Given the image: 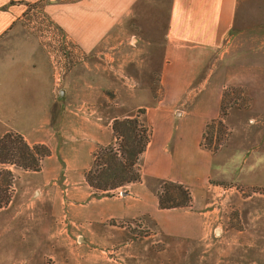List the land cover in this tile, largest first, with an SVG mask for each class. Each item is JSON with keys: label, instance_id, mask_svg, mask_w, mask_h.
<instances>
[{"label": "crops", "instance_id": "0c3cea01", "mask_svg": "<svg viewBox=\"0 0 264 264\" xmlns=\"http://www.w3.org/2000/svg\"><path fill=\"white\" fill-rule=\"evenodd\" d=\"M155 1L0 0V137L14 131L29 145L49 149L36 172L0 164L13 173L15 187L0 207L1 260L10 250L20 254L19 264H38L55 243L68 242L53 237L56 226L67 232L80 226L95 239L115 227L109 220L141 215L167 234L200 238L199 221L189 220L205 215L194 208L211 185L264 189V0H164L157 2L166 5L160 82L171 88L146 110L151 135L141 180L112 196L93 195L84 172L96 147L113 141L111 120L103 123L81 111L93 99L82 88L74 94L61 89L54 97L47 56L22 20L29 4L41 3L45 16L87 54ZM215 59L211 73L198 81ZM65 79L70 83L69 75ZM195 84L200 86L195 98L173 119L162 103L181 104ZM227 87H240L247 102L226 110L227 136L211 151L201 141L206 125L219 119ZM144 176L184 185L190 206L161 209Z\"/></svg>", "mask_w": 264, "mask_h": 264}, {"label": "rangeland", "instance_id": "374dc122", "mask_svg": "<svg viewBox=\"0 0 264 264\" xmlns=\"http://www.w3.org/2000/svg\"><path fill=\"white\" fill-rule=\"evenodd\" d=\"M160 1L164 0H157ZM157 2L141 6L137 18L123 22L97 49L87 54L45 16L41 3L29 4L22 23L35 35L47 56L54 97H59L61 89L74 94L82 88L93 99L84 102L79 107L81 111L92 112L103 123L139 116L149 126L146 110L159 103L165 88L168 91L171 88L160 82L166 5ZM217 61L213 60L197 80L202 81L210 74ZM68 75L70 83L65 81ZM199 88L197 84L191 86L181 104L178 102L171 108L163 102L162 107H168L176 119L193 101ZM242 95L240 87H227L221 105L225 110L242 105L247 102ZM57 124H53L54 129ZM226 129L217 122L210 123L205 128L209 140L202 138L201 142L210 147L222 145ZM141 160L142 157L140 165ZM158 179L144 176L143 180L153 190L159 187ZM12 182L8 189L10 199L15 189ZM169 193L178 197V191L173 188ZM198 199L194 211L206 213L190 218L189 224L199 221L200 233L197 231L196 235L201 234L200 238L167 234L148 215L111 219L108 223L115 227L95 239L83 227L67 232L56 226L53 237H66L68 242L55 243L38 264H264V189L237 184L211 185ZM40 231L43 236L44 231ZM9 251L2 253L7 260L0 258V264L21 263L17 260L20 254Z\"/></svg>", "mask_w": 264, "mask_h": 264}, {"label": "trees", "instance_id": "16d2710c", "mask_svg": "<svg viewBox=\"0 0 264 264\" xmlns=\"http://www.w3.org/2000/svg\"><path fill=\"white\" fill-rule=\"evenodd\" d=\"M139 112L143 114L144 110L139 109ZM225 115V107L221 105L219 119L210 123L217 122L226 129L223 122ZM111 129L113 141L108 145L96 147L92 153L91 164L84 172L85 181L93 190L95 197L112 196L126 185L141 180L140 159L150 139V127L139 116H133L114 118ZM227 133L226 129L225 134ZM203 140H209L206 130L203 133ZM201 145L215 151L221 144L210 147L209 144L201 142ZM47 155H49V149L45 145H29L19 133L8 131L0 137V164L2 165H13L22 170L36 172L40 170L41 160ZM12 179L10 170H0V207L10 200L8 189ZM158 182L159 187L153 190L161 209L190 206L191 196L188 188L163 179H158ZM171 188L178 191L177 198L169 193Z\"/></svg>", "mask_w": 264, "mask_h": 264}]
</instances>
